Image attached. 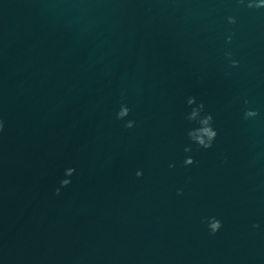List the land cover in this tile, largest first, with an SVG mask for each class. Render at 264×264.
<instances>
[{"label": "water", "instance_id": "95a60500", "mask_svg": "<svg viewBox=\"0 0 264 264\" xmlns=\"http://www.w3.org/2000/svg\"><path fill=\"white\" fill-rule=\"evenodd\" d=\"M0 264H264L260 0H0Z\"/></svg>", "mask_w": 264, "mask_h": 264}, {"label": "clouds", "instance_id": "9594fccd", "mask_svg": "<svg viewBox=\"0 0 264 264\" xmlns=\"http://www.w3.org/2000/svg\"><path fill=\"white\" fill-rule=\"evenodd\" d=\"M260 3H261V5H264V0H260ZM215 135V133L214 132H209V136L210 137H212V136H214ZM190 162V161H189ZM218 225H214V227H217Z\"/></svg>", "mask_w": 264, "mask_h": 264}]
</instances>
